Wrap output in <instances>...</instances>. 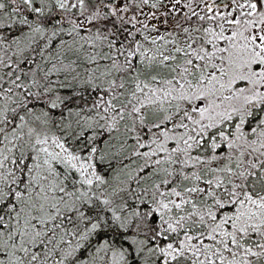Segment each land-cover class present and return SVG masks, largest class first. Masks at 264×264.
Segmentation results:
<instances>
[{"label":"snow or ice","instance_id":"snow-or-ice-1","mask_svg":"<svg viewBox=\"0 0 264 264\" xmlns=\"http://www.w3.org/2000/svg\"><path fill=\"white\" fill-rule=\"evenodd\" d=\"M0 264H264V0H0Z\"/></svg>","mask_w":264,"mask_h":264}]
</instances>
